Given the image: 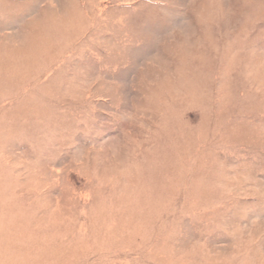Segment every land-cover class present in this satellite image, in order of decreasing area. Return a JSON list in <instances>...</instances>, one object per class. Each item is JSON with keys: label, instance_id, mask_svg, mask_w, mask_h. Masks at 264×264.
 <instances>
[{"label": "rangeland", "instance_id": "rangeland-1", "mask_svg": "<svg viewBox=\"0 0 264 264\" xmlns=\"http://www.w3.org/2000/svg\"><path fill=\"white\" fill-rule=\"evenodd\" d=\"M0 264H264V0H0Z\"/></svg>", "mask_w": 264, "mask_h": 264}]
</instances>
